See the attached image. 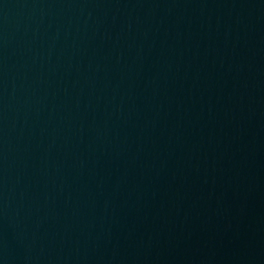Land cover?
I'll return each mask as SVG.
<instances>
[{
  "label": "water",
  "instance_id": "95a60500",
  "mask_svg": "<svg viewBox=\"0 0 264 264\" xmlns=\"http://www.w3.org/2000/svg\"><path fill=\"white\" fill-rule=\"evenodd\" d=\"M0 264H264V0H0Z\"/></svg>",
  "mask_w": 264,
  "mask_h": 264
}]
</instances>
